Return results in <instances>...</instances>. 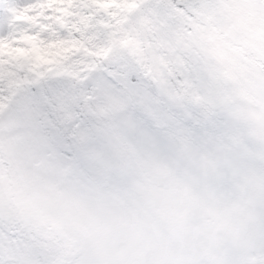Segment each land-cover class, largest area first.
Returning <instances> with one entry per match:
<instances>
[{"label":"snow or ice","instance_id":"snow-or-ice-1","mask_svg":"<svg viewBox=\"0 0 264 264\" xmlns=\"http://www.w3.org/2000/svg\"><path fill=\"white\" fill-rule=\"evenodd\" d=\"M0 110V264H264V0H0Z\"/></svg>","mask_w":264,"mask_h":264},{"label":"rangeland","instance_id":"rangeland-1","mask_svg":"<svg viewBox=\"0 0 264 264\" xmlns=\"http://www.w3.org/2000/svg\"><path fill=\"white\" fill-rule=\"evenodd\" d=\"M5 115V110L3 111V113L0 115V117L4 116ZM2 126L5 128V130H9L10 127H14V123L13 122H10L8 121L7 119H5L3 122H2ZM6 192L8 190V186L6 185V188H5ZM11 192H12V201H13V204H15L16 200V188H15V181L13 180L12 181V187H11Z\"/></svg>","mask_w":264,"mask_h":264},{"label":"trees","instance_id":"trees-1","mask_svg":"<svg viewBox=\"0 0 264 264\" xmlns=\"http://www.w3.org/2000/svg\"><path fill=\"white\" fill-rule=\"evenodd\" d=\"M4 110H0V115L3 113Z\"/></svg>","mask_w":264,"mask_h":264}]
</instances>
